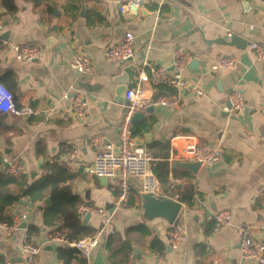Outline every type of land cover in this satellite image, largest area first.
<instances>
[{
  "label": "crops",
  "instance_id": "0c3cea01",
  "mask_svg": "<svg viewBox=\"0 0 264 264\" xmlns=\"http://www.w3.org/2000/svg\"><path fill=\"white\" fill-rule=\"evenodd\" d=\"M67 1L59 0L60 15L55 12L51 17L44 7L17 0L18 11L1 17V82L6 84L5 77L12 72L16 105L35 110L28 117L12 113L3 117L10 141L0 138L8 158H19L21 174L29 182L47 173L48 161L58 158L69 165L75 173L71 181L74 192L83 199L79 217L95 230L93 234L101 235L91 264L99 248L104 264H111L106 236L114 231L124 235L137 225L150 229L147 242L135 243L117 264H261L243 257L241 227L264 242V61L255 60L251 46L264 40V0H144L139 5L131 4L126 13L121 12L119 0H76L79 11L75 16L66 10ZM144 7L146 12H142ZM129 31L135 35L134 57L126 63L108 60L106 47L119 43ZM234 33L244 38V47L211 41L229 39ZM50 36L58 41L48 49ZM34 44L43 49L39 58H17L15 45ZM178 47L191 52L193 60L185 75L205 94L197 96L185 90L179 94L176 107L155 105L153 112L145 110L144 119L133 123L134 143L150 151L156 176L157 171L168 169L171 183L159 179L157 198L181 203L176 220L186 226L187 235L174 249L169 238L174 222L149 209L137 178L130 182L128 200L117 206L120 177L102 179L90 169L95 159L94 138L118 143L125 102L116 99V76L123 74L126 66L135 65L132 86L146 62L172 69L173 52ZM77 50L91 59L88 74L72 68ZM219 53L236 56L238 62L212 70ZM195 60L198 63L192 65ZM234 89H240L246 100L244 110L238 113L227 109ZM154 94H159L158 88ZM78 95L88 101L85 116H76L72 110ZM39 143L45 145L46 153H37ZM193 143L220 147L222 154L212 163H202L197 171L175 165L184 161L186 148ZM66 148L71 150L63 151ZM69 152L75 156L66 160ZM0 171L8 172L1 161ZM174 186L178 192L172 194ZM191 191L189 200H180V194L189 195ZM20 201L7 207L5 216L12 222L27 213V226L14 230L0 227V264L8 260L27 264L23 243L31 225L38 228L32 241L42 246L41 263L62 264L58 248L68 246L51 239L59 224H45L44 212L49 205L45 200L34 203L27 197ZM83 205L103 208L112 218L106 221L102 215L80 211ZM224 209L230 210L231 219L216 230L215 214ZM89 212L91 217L85 222Z\"/></svg>",
  "mask_w": 264,
  "mask_h": 264
},
{
  "label": "built area",
  "instance_id": "2783aa9c",
  "mask_svg": "<svg viewBox=\"0 0 264 264\" xmlns=\"http://www.w3.org/2000/svg\"><path fill=\"white\" fill-rule=\"evenodd\" d=\"M106 1V0H104ZM144 0H119L120 10L126 13L131 4L139 5ZM264 19V16H263ZM3 21L0 18V31L3 29ZM135 35L132 31L126 32L124 38L119 42L109 45L105 49V56L108 60L126 63L135 55L134 46ZM254 49V57L257 62L264 61V40L255 41L251 44ZM16 56L20 60H33L39 58L43 49L40 45H15ZM193 60L189 50L178 47L173 52L172 69L163 65H154L145 63L139 70L134 83L129 87L126 94L127 103L124 104L122 119L119 124L118 143L96 137L93 140L95 147L94 164L90 171L98 177H116L119 176V193L116 202L117 206L122 205L129 198L130 182L137 178L141 184V190L157 197L160 181L152 170L151 162L153 157L150 151L143 145L134 143L133 115L138 111H145L148 106L165 105L176 107L179 104V94L185 90H192L197 96L205 94V90L193 84L187 77L186 72ZM238 58L233 55L219 53L213 63L212 70L226 68L235 65ZM72 68L81 74H88L91 71V59L84 52L77 50L72 61ZM160 85H166L173 89V92L154 94V89ZM231 106L228 112L238 113L244 110L246 100L240 89H234L229 94ZM88 101L85 97L78 95L73 99L72 110L76 116H85L88 108ZM0 111L5 114H15L18 116H31L35 113L34 108L18 107L14 101L13 92L0 81ZM264 115V108L262 109ZM186 158L182 159L189 162L212 163L222 154L220 147L210 144H189L186 148ZM75 154L69 152L66 160H71ZM0 161L6 163L7 170L13 174H21L19 158H8L5 147L0 138ZM178 198V195H176ZM89 210L92 213L102 215L106 221L111 220V216L103 208L87 207L83 205L80 211ZM27 218V213L20 214L12 222L0 221V227L7 230H14L21 227V224ZM231 219V212L228 209L219 210L215 214V229L218 230L226 225ZM241 252L245 259L257 260L264 264V242L254 239L250 231L242 226ZM186 226L175 220L169 230L170 245L172 248H179L186 239ZM53 241L59 244L77 248L80 253L86 257L88 264H91L96 249L101 243L100 234H92L80 240H70L61 228H56L51 235ZM23 250L26 253L27 264H42L41 251L42 246L32 241L27 236L23 243ZM3 264H12L10 260Z\"/></svg>",
  "mask_w": 264,
  "mask_h": 264
},
{
  "label": "trees",
  "instance_id": "16d2710c",
  "mask_svg": "<svg viewBox=\"0 0 264 264\" xmlns=\"http://www.w3.org/2000/svg\"><path fill=\"white\" fill-rule=\"evenodd\" d=\"M26 1L32 2L37 7H44L47 15L51 17L55 15L59 7V0ZM65 8L73 16L77 15L79 11L76 0H68ZM18 9L17 0H0V18L6 13H16ZM92 16L101 19L99 14ZM10 74L11 77H8ZM6 76L7 82H5V85L13 92L15 98L16 82L14 77H12V72ZM0 81H4V77ZM157 88L159 94L173 92V89L166 85H160ZM5 115V113L0 111V137H5V142H9L10 139L6 136L9 132V127L3 122ZM68 150L70 151L71 149H63V151ZM37 153L39 155L46 153V148L43 143L37 145ZM45 169L47 173L32 182H29L23 174L0 171V221H9L5 216V210L10 205L19 202L25 197L34 203H42L47 197H50V205L44 212L45 224L54 227L59 224V228L65 232L70 240H80L92 235L95 230L83 224L78 214V208L82 204L83 199L74 192V185L71 181L75 177V173L67 163L58 158L54 161L46 162ZM157 175L164 184L171 183L166 167L161 172L157 171ZM175 175L178 176L177 174ZM170 192L175 194L178 192V188L174 186ZM191 195L192 191L189 195L180 194L179 197L180 200L187 201ZM27 233L32 239V236L38 234V228L31 225L27 228ZM150 233V229L144 225L130 227L124 235L119 231L109 233L105 238V243L111 264H117L123 253L125 255L129 254L135 243L145 244ZM151 244L154 247L153 241ZM58 258L62 264H73L75 260L78 261V264H88L86 257L74 247L60 246L58 248Z\"/></svg>",
  "mask_w": 264,
  "mask_h": 264
},
{
  "label": "water",
  "instance_id": "95a60500",
  "mask_svg": "<svg viewBox=\"0 0 264 264\" xmlns=\"http://www.w3.org/2000/svg\"><path fill=\"white\" fill-rule=\"evenodd\" d=\"M5 11V10H3ZM146 8L144 7L142 12H146ZM60 15V10L56 11V16ZM55 28V27H54ZM57 38L54 36H50L47 39V48L51 49L56 43H57ZM215 43H221V44H227V45H237L238 47H244L245 45V40L242 36H240L237 33L231 34L229 39L226 38H217L214 40H211ZM249 43V42H248ZM198 63L197 60L193 61L192 65ZM137 73V67L135 65H128L124 68L123 74H120L116 76L115 80L117 82V87L115 88V96L117 101L119 102H125L127 103L126 99V94L129 90L130 83H132L134 76ZM231 106L230 101L228 102V107ZM147 111L153 112L154 111V106H148ZM145 117V112L144 111H138L133 115L132 121L133 123L137 121H142ZM3 144V142H2ZM201 162H189V161H178L175 163V165H178L183 168L191 169L193 171H197L199 166L201 165ZM102 179H105L102 177ZM145 198L147 199L149 203V209L155 214V215H163L167 217L171 223H173L179 214L180 208H181V203L177 201H172L168 199H160L155 196H153L150 193H145L144 194ZM23 203V201H20ZM45 203L47 205H50V197H47L45 199ZM91 217V213H87L85 222L89 220ZM27 226L26 222H23L21 224L22 228H25ZM94 264H104V259H103V254H102V249L99 248L94 260Z\"/></svg>",
  "mask_w": 264,
  "mask_h": 264
}]
</instances>
